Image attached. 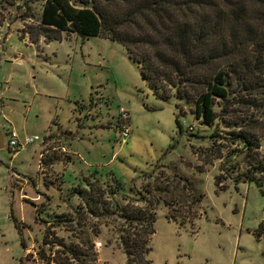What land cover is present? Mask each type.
<instances>
[{
	"label": "rangeland",
	"instance_id": "374dc122",
	"mask_svg": "<svg viewBox=\"0 0 264 264\" xmlns=\"http://www.w3.org/2000/svg\"><path fill=\"white\" fill-rule=\"evenodd\" d=\"M43 3L0 0V24L26 42L0 43V264H48L67 254L60 241L89 238L94 264H126V212L156 218L154 233L132 223L146 240L141 264H264V187L233 177L252 158L231 154L235 144L226 137H208L235 126L197 118L191 86L179 87L188 91L183 97L165 81L160 87L169 96L153 88L119 41L45 32ZM14 40L24 49L22 62L12 57ZM51 40L52 53L37 60L29 44L41 51L39 42ZM234 98L227 111L216 101L227 121L261 116ZM9 127L32 141L9 148ZM255 152L260 158L264 146Z\"/></svg>",
	"mask_w": 264,
	"mask_h": 264
},
{
	"label": "trees",
	"instance_id": "16d2710c",
	"mask_svg": "<svg viewBox=\"0 0 264 264\" xmlns=\"http://www.w3.org/2000/svg\"><path fill=\"white\" fill-rule=\"evenodd\" d=\"M43 1L40 22L45 32L70 31L121 42L141 65L143 77L166 97L169 95L160 87L162 81L174 85L180 97L188 93V86L194 88L197 118L213 125L221 117L227 125L235 126L227 131L214 130L208 137H226L235 144L231 154L252 158L247 169L235 171V184L253 182L263 190L264 152L258 158L255 151L264 146V0ZM232 96L238 97L234 99L247 111L260 109L261 116L249 114V118L227 121L224 111L217 112L216 101L220 100L227 111ZM176 121L182 129L178 117ZM112 192L117 193V188ZM122 215L130 225L126 228V264H141L146 240L136 228L131 231L132 223L145 224L146 232L154 233L156 218L141 212ZM87 242L60 241L67 254L53 256L47 263L94 264ZM21 243L25 245L22 237ZM90 246L93 249V244Z\"/></svg>",
	"mask_w": 264,
	"mask_h": 264
},
{
	"label": "crops",
	"instance_id": "0c3cea01",
	"mask_svg": "<svg viewBox=\"0 0 264 264\" xmlns=\"http://www.w3.org/2000/svg\"><path fill=\"white\" fill-rule=\"evenodd\" d=\"M14 37H16L18 40H20L19 43L23 42L24 44H26V42L24 40L20 39L19 33H17V31L15 30V28L13 26H10V24L8 22L1 23L0 24V43L2 44V46H4L5 43L8 42L9 40L11 41ZM14 42H15V46L17 47V50H14L15 53H14V55L12 57L14 59H19L18 61L22 62L23 61L22 59L25 56L24 49L19 47V46H17L18 43H17L16 40H14ZM51 42H52V40L51 41H43V42L40 41L39 42L40 43L39 44L40 45L39 50L41 49V51L36 50V47H34V45L29 44V47L31 48L30 52L32 54H36L37 55V60L38 59H43V58L46 59L48 57L49 53H52L51 52V50H52L51 49ZM43 56H45V57H43ZM0 100H2V99L0 98ZM55 136H57V135H55ZM55 136L53 138H55ZM47 144H48L47 141L45 143V140H44L41 143L42 149L46 148ZM58 147H60V146H55V149L58 148ZM48 151L49 150L47 148V150H45V152H48ZM41 154H42V152H41Z\"/></svg>",
	"mask_w": 264,
	"mask_h": 264
},
{
	"label": "built area",
	"instance_id": "2783aa9c",
	"mask_svg": "<svg viewBox=\"0 0 264 264\" xmlns=\"http://www.w3.org/2000/svg\"><path fill=\"white\" fill-rule=\"evenodd\" d=\"M121 120H120V136L123 140H126L130 135V125L127 122L128 119V112L125 108H121ZM126 120V121H125ZM7 136H8V146L9 148L15 149L18 146H22L23 143H27L28 141H32V138L27 137L24 141L20 140L19 132L15 128H8L7 129ZM101 242L96 241L94 243V249L97 251L100 249Z\"/></svg>",
	"mask_w": 264,
	"mask_h": 264
},
{
	"label": "water",
	"instance_id": "95a60500",
	"mask_svg": "<svg viewBox=\"0 0 264 264\" xmlns=\"http://www.w3.org/2000/svg\"><path fill=\"white\" fill-rule=\"evenodd\" d=\"M3 146H4V138H3L2 132L0 131V147H3Z\"/></svg>",
	"mask_w": 264,
	"mask_h": 264
}]
</instances>
